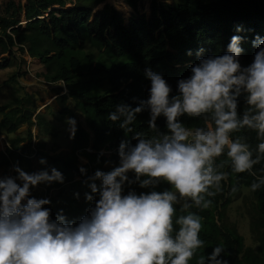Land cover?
Here are the masks:
<instances>
[{"label": "clouds", "instance_id": "obj_1", "mask_svg": "<svg viewBox=\"0 0 264 264\" xmlns=\"http://www.w3.org/2000/svg\"><path fill=\"white\" fill-rule=\"evenodd\" d=\"M242 39L233 35L223 54L205 56L200 49L190 75L177 81L176 94L161 73L145 70L148 97L136 106L116 104L107 116L125 133L118 163L90 176L83 165L79 169L90 207L78 222L63 209L53 218L46 207L51 199L32 195L41 184L64 183L56 167L30 173L17 162L9 174L0 171V264H190L205 246L201 216L192 209H209L229 179L219 158L230 161L232 173L255 177L251 191L264 187V175L253 170L264 159V39L253 40L257 51L246 66ZM144 111L151 135L135 131ZM185 116L199 123L186 125ZM161 117L166 130L157 124ZM66 122L74 139L77 121ZM243 130L256 134L254 149L235 135ZM39 163L48 162L42 157ZM161 184L167 187L161 190ZM224 253L217 245L196 264H229Z\"/></svg>", "mask_w": 264, "mask_h": 264}, {"label": "trees", "instance_id": "obj_2", "mask_svg": "<svg viewBox=\"0 0 264 264\" xmlns=\"http://www.w3.org/2000/svg\"><path fill=\"white\" fill-rule=\"evenodd\" d=\"M103 1L31 0L25 25L14 16L0 18V69L11 67L17 60L25 62L23 57L16 56L17 51L39 60L44 70L38 75L53 83L63 81L68 93L61 99L72 97L74 107L86 118L88 128L77 121L76 113L69 106L54 113L57 120L70 114L77 121V131L70 151L51 156L47 165L41 164L43 169L56 167L65 177L64 183H53L48 188L65 191V186L72 184V192L64 200L50 197L52 203L46 207L52 209L53 218L61 209L69 220L77 222L87 214L90 202L78 199L73 193L75 190L90 191L84 185L86 177L79 169L83 165L90 176L98 168L106 170L103 165L107 161L118 163L117 148L125 133L107 116L116 104L136 106L148 97L150 80L144 74L147 68L161 73L176 94L177 81L190 75L189 66L197 62L200 49L204 50L205 56L223 54L231 37L241 36L244 52L240 59L246 66L257 51L253 40L257 36L264 39V0H181L168 6L153 0L150 18L145 13H136L129 24L112 5L95 12L94 8ZM124 1L137 10L142 0ZM238 28L242 30L238 31ZM4 54L7 55L2 56ZM27 74V71H15L6 82L18 84V77ZM35 109L29 93L17 95L0 105V127L7 133H15L28 124L26 137L17 136L11 139L6 150H0V166L10 169L19 162L21 167L25 164L31 170L32 155L35 154L38 160L44 155L41 149L46 144L33 145L32 128L39 125L45 133H52V126L45 114H35ZM148 119V111L138 114L135 131L151 135L147 129ZM182 119L189 126L199 123L187 116ZM157 124L161 130H166L163 117ZM235 135L246 137L253 149L258 143L254 132L243 130ZM89 147L93 151H88ZM104 150H111L110 157ZM79 156H85L88 163L79 164ZM218 162H223L222 170L229 172V179L222 182V191L211 198L213 203L209 209H192L201 216L200 238L205 241V246L198 250L190 264H196L200 255L206 256L220 244L225 248L223 255L229 264H264V187L251 191L255 177L247 172L232 173L230 161L224 157ZM253 170L258 176L264 175V159ZM77 177L81 180H76ZM165 187L166 184H161L160 189ZM232 187L237 191L232 192ZM245 188L254 197L250 230L257 248L246 245L237 224L230 222L227 214L229 206ZM136 190L146 191L138 187Z\"/></svg>", "mask_w": 264, "mask_h": 264}, {"label": "rangeland", "instance_id": "obj_3", "mask_svg": "<svg viewBox=\"0 0 264 264\" xmlns=\"http://www.w3.org/2000/svg\"><path fill=\"white\" fill-rule=\"evenodd\" d=\"M40 1V0H38ZM160 4L168 6L170 4L179 3L181 0H173L172 3H166L165 0H157ZM152 2L153 0H142L138 9L133 12V9L124 2V0H104L100 5L94 8V11L102 10L105 6H114L118 11H120L125 17V23L129 24V17L134 13L138 14H147L150 18L152 12ZM31 6V0H0V18H7L14 16L15 18H20L21 23L25 25L26 23V13ZM90 45H87L86 50L88 51ZM97 54V51L95 52ZM4 54L2 56H6ZM17 57H23L25 62L17 60L11 67L6 69H0V105L11 101L17 95L24 96L27 93L32 95L34 106L36 107V113L38 112L45 114L47 119L51 122L52 133H45L44 130L40 128L39 125H34L32 128L33 131V145H37L38 142L46 144V146L41 149L44 152L42 155L43 158L47 159V162H50L51 156L57 155L61 152H68L72 149L73 139H70V133L68 131L69 125L67 124V118L71 115L65 116L62 120H57L54 118V113L61 112L66 106H69L70 109H73L77 115V121L81 122L86 128H88L86 123V118L81 110L74 107L75 101L72 97H68L66 100H62L61 96L65 93H68V88H64L63 82L53 83L46 81L42 76L38 75L44 70V65L34 58H31L28 54H22L19 51L16 53ZM27 71L26 76L18 77V84L13 82H6L10 76L15 71ZM1 118V116H0ZM33 120L36 121L35 115ZM28 124H24L20 129L15 133H7L6 129H2V134L0 135V150H5L9 144H11V139L16 138L17 136L26 137L27 136ZM91 132V131H90ZM27 142V141H26ZM19 144H24L20 142ZM106 156L110 157L109 151H103ZM41 157V158H42ZM33 165L31 170L27 168L24 164L22 168L28 172H36L41 169V164L35 156L32 155ZM88 163V159L85 156H79V164ZM114 164L112 161H107L103 167L105 171L109 170ZM0 171L4 174H9L10 169L0 166ZM15 175L14 172L11 173ZM76 180H81V177H77ZM71 185L67 184L65 186V191L56 187L48 188L49 185L41 184L38 188L32 190V195L38 197L42 195L43 198H50L54 196L57 199L64 200L71 191ZM63 194H59V193ZM79 192L80 200H85L83 190H75L73 193ZM254 197L251 194L248 188H245L239 197L229 206L227 210L229 221L237 224L239 232L244 236L245 243L247 246H252L254 248L258 247V244L255 242L251 230H250V213L253 211Z\"/></svg>", "mask_w": 264, "mask_h": 264}, {"label": "crops", "instance_id": "obj_4", "mask_svg": "<svg viewBox=\"0 0 264 264\" xmlns=\"http://www.w3.org/2000/svg\"><path fill=\"white\" fill-rule=\"evenodd\" d=\"M100 5V4H99ZM98 6V5H97Z\"/></svg>", "mask_w": 264, "mask_h": 264}, {"label": "water", "instance_id": "obj_5", "mask_svg": "<svg viewBox=\"0 0 264 264\" xmlns=\"http://www.w3.org/2000/svg\"><path fill=\"white\" fill-rule=\"evenodd\" d=\"M56 8V7H55Z\"/></svg>", "mask_w": 264, "mask_h": 264}]
</instances>
